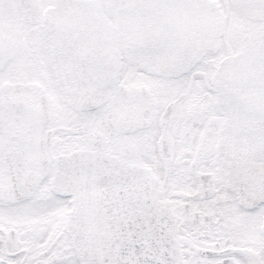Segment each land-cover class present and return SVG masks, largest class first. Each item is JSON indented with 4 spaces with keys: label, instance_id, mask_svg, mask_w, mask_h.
Instances as JSON below:
<instances>
[{
    "label": "snow or ice",
    "instance_id": "6c2138e0",
    "mask_svg": "<svg viewBox=\"0 0 264 264\" xmlns=\"http://www.w3.org/2000/svg\"><path fill=\"white\" fill-rule=\"evenodd\" d=\"M0 264H264V0H0Z\"/></svg>",
    "mask_w": 264,
    "mask_h": 264
}]
</instances>
